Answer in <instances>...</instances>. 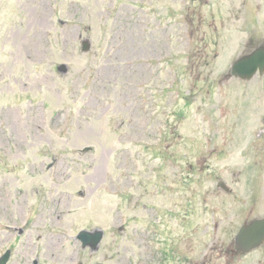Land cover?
<instances>
[{"label": "rangeland", "instance_id": "374dc122", "mask_svg": "<svg viewBox=\"0 0 264 264\" xmlns=\"http://www.w3.org/2000/svg\"><path fill=\"white\" fill-rule=\"evenodd\" d=\"M259 1L0 0V257L12 246L9 264H147L153 236L168 249L193 224L204 234L208 218L191 214L211 184L190 182L197 164L214 158L226 118V151L243 145L253 95L238 79L196 83L206 72L199 61L220 52L221 66L249 35L264 36ZM197 86L212 97L213 123L201 120L195 133ZM138 93L159 104L155 133L159 123L178 126L183 142L171 130L160 150L137 143L133 122L146 124L132 114ZM261 132L259 123L249 135L257 147ZM256 170L247 186L259 198L264 169ZM233 174L242 170L228 168ZM153 209L162 216L155 231ZM95 229L106 235L91 253L76 237Z\"/></svg>", "mask_w": 264, "mask_h": 264}, {"label": "flooded vegetation", "instance_id": "af4514ba", "mask_svg": "<svg viewBox=\"0 0 264 264\" xmlns=\"http://www.w3.org/2000/svg\"><path fill=\"white\" fill-rule=\"evenodd\" d=\"M208 240L211 241L208 248L215 249L216 251H208L204 256L198 257L197 254H193L191 257L188 256V248H183V253H181V264H241L248 263L250 260H247L249 257L245 256H235L234 254V243L233 237L226 235L224 237L215 236L208 237ZM218 244V245H217ZM193 247H190V250ZM227 257L231 260L227 261ZM238 257V258H237ZM254 264H264V253L262 252L259 257L253 259Z\"/></svg>", "mask_w": 264, "mask_h": 264}, {"label": "water", "instance_id": "95a60500", "mask_svg": "<svg viewBox=\"0 0 264 264\" xmlns=\"http://www.w3.org/2000/svg\"><path fill=\"white\" fill-rule=\"evenodd\" d=\"M262 229H264V224H262L259 228H255L251 231H247L244 234L245 236L253 235L255 238L246 239L243 236H241L238 242V249L242 251H248L251 248L255 247V245L258 244L260 241L258 236ZM80 238L83 239L85 242L91 241V238L84 233L80 236ZM92 241L94 242L95 245H97L100 241V237H93Z\"/></svg>", "mask_w": 264, "mask_h": 264}]
</instances>
